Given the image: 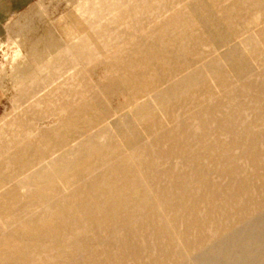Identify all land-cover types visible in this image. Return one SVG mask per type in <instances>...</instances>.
<instances>
[{
    "label": "bare ground",
    "instance_id": "obj_1",
    "mask_svg": "<svg viewBox=\"0 0 264 264\" xmlns=\"http://www.w3.org/2000/svg\"><path fill=\"white\" fill-rule=\"evenodd\" d=\"M78 3L16 35L0 264H264V0Z\"/></svg>",
    "mask_w": 264,
    "mask_h": 264
},
{
    "label": "rangeland",
    "instance_id": "obj_2",
    "mask_svg": "<svg viewBox=\"0 0 264 264\" xmlns=\"http://www.w3.org/2000/svg\"><path fill=\"white\" fill-rule=\"evenodd\" d=\"M80 1L83 2V0H60L57 2L56 1L50 2L48 4V8H46L47 10H43V12L40 13V15L43 17V20L45 22H47L50 30H55V31L59 30V32H63V30H71L70 27H72V25L70 24V20L68 21V17L74 16V15L76 16L77 13L80 14L79 11L82 12L80 7H79V11L76 10V9H78V5L82 4V3H78ZM75 4L77 7L75 6ZM76 11H77V13H76ZM66 22H68V23H66ZM53 24H54V26H53ZM68 28H70V29H68ZM18 31L19 30H16L14 32V30H13V32L11 34H9L8 42H4L2 47H1V50H0V82H1L0 83V120H1V118H3L1 121H3L4 118L5 119L9 118L8 116L13 111L12 100L14 101L15 99H18V97L17 98L15 97L16 91L13 88L9 89V88L13 87L11 85V82H9L12 79L10 76L12 75V77H13V74H14L13 72H14L15 68L18 66V64L20 65V63L23 64V62H26V60L28 61V56H27L26 52L19 50L20 49V47H19L20 46V40L16 39V37H17L16 35L18 34ZM17 47H19V48L17 49ZM13 65H15V66H13ZM12 66L14 68H12ZM7 98H8V101L6 100ZM10 98H12V99H10ZM13 98H15V99H13ZM107 104H108V106L110 105L109 106L110 108L111 107L113 108L116 104V100L108 101Z\"/></svg>",
    "mask_w": 264,
    "mask_h": 264
},
{
    "label": "crops",
    "instance_id": "obj_3",
    "mask_svg": "<svg viewBox=\"0 0 264 264\" xmlns=\"http://www.w3.org/2000/svg\"><path fill=\"white\" fill-rule=\"evenodd\" d=\"M54 1L60 0H0V50L12 30L46 29L48 24L40 13Z\"/></svg>",
    "mask_w": 264,
    "mask_h": 264
}]
</instances>
